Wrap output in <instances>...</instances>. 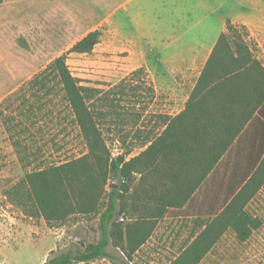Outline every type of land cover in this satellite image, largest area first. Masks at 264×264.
<instances>
[{"label":"rangeland","instance_id":"obj_1","mask_svg":"<svg viewBox=\"0 0 264 264\" xmlns=\"http://www.w3.org/2000/svg\"><path fill=\"white\" fill-rule=\"evenodd\" d=\"M23 1L26 5H34L36 17L40 19L32 21L43 29L41 32L36 29V34L29 42L27 31L16 33L10 53L13 60L18 61V66L14 63L13 69L19 70L20 81L14 85L26 82V88L27 80L31 76L67 51L80 35L93 29L101 31L100 41L93 51L88 54L70 53L66 59L70 71L82 84L106 91L120 82L127 85V78H134L131 79L133 84L143 86V82H146L144 86H148L145 73L141 79L133 77V72L138 68L143 67L148 71L155 88L148 112L136 122L132 116L124 124L118 125L112 119L107 121L105 118L100 121L112 157L120 153H128V156L138 154L146 136L157 132V114L175 112L181 104L176 91H187L190 83L179 81L183 75L179 69L174 70L171 63L180 58L182 47L196 39H202L209 44L215 37V32L220 29L221 19L251 14L250 11L255 7V0ZM12 10L13 14H17L18 9ZM32 13L33 11L27 10V14ZM50 14L51 45H46L43 42V25L49 22L47 15ZM66 15L77 18L78 32L69 34L64 42L65 38L59 33V27L64 22L62 16ZM109 22L110 27L115 30L114 42L108 34ZM189 24L195 26L193 33L180 37L179 31ZM199 30H205L203 35L198 34ZM47 31L49 32L48 28ZM3 66L0 57V80L8 72L7 67ZM194 77L190 79L193 80ZM172 78L180 82L175 84L177 87L172 83ZM5 81L3 89L13 84L11 78L6 76ZM54 83L55 81H51L48 84L52 88L48 94L45 93L46 88L36 95L19 89L17 93L0 100V264H42L51 251L54 254L75 251L87 243L97 242L101 235L99 214L75 213L63 221H47L41 215L31 214V205L24 200L20 201L15 193L27 173L50 165H59L87 151L78 128L71 121L60 87ZM121 104L125 107L118 108L126 112L142 108V105L128 104L127 101ZM119 186L120 182L110 177L106 190ZM130 199L131 191L124 193L122 214L117 213L120 208L117 205L115 217L123 226L129 223V217H138L137 213L129 210ZM103 209L104 207L100 211ZM33 212H36L35 207ZM259 215L264 222V210ZM220 245L219 243L218 246ZM218 246L215 249H220ZM228 248L240 249L242 254L235 259L213 262L264 264V225L256 229L254 236L245 243L228 245ZM106 249L113 256L121 255L112 244ZM111 261L115 264H128L122 263V259ZM145 264L151 263L145 260Z\"/></svg>","mask_w":264,"mask_h":264},{"label":"crops","instance_id":"obj_2","mask_svg":"<svg viewBox=\"0 0 264 264\" xmlns=\"http://www.w3.org/2000/svg\"><path fill=\"white\" fill-rule=\"evenodd\" d=\"M29 5L30 3L26 5L23 0H1L0 3V57L3 68L8 69L7 74L0 80V100L17 93L19 89L29 92V85L26 88L24 86L26 82L14 85L16 82L18 84L20 76L19 70L13 69L14 63L18 66V61H14L10 53L16 33L27 31L29 42L36 34V29L39 32L43 29L32 21L40 17H36L34 5ZM12 9H18L17 14H13ZM27 10L33 13L27 14ZM250 12L251 14L221 19L220 29L215 32L216 35L209 44L204 43L202 39H196L193 43L184 45L180 58L171 63V67L174 70L179 69L183 75L179 81L190 84L187 91L175 90L181 104L175 112L158 113L157 132L148 134L146 138L160 134L165 128L160 123L162 115L180 117L174 128L178 125L186 129L185 137L179 144L181 153H173L167 157L157 156L155 162L150 165L147 163L148 159L142 158L137 167L138 171L131 174L129 190L126 192L131 191L129 210L138 214V217L127 219L131 245L133 246L146 232L148 236L129 258L117 248L122 256L110 254L108 257L88 261L90 264H115L112 259H122V263L128 264H145V260L151 264H170L196 239L208 222L225 210L239 194L242 197L234 204V208H241V202L252 193L243 209L261 221L259 212L264 210V168L256 180L254 173L264 160V0H255V7ZM47 18L49 22L43 25V42L51 45V14L47 15ZM62 18L64 22L59 27V33L64 35L66 42L69 34L78 32V20L73 19L71 15ZM227 20L244 25L249 32L247 42L255 58V74L250 78V85L247 84L245 91H238L237 85H232L224 91L206 94L202 107L186 108L200 71L208 60L219 34L225 31ZM46 28L49 32H46ZM194 30L195 26L189 24L179 31L180 37L192 34ZM199 31L198 34L203 35L205 30ZM84 34L80 35L79 39ZM108 34L114 42L115 30L110 27V22ZM74 42L76 40L72 43ZM5 76L11 78L13 84L3 89ZM192 76H195L193 80L190 79ZM172 79V83L177 87L175 84L178 80ZM233 87L235 89H232ZM147 112L148 109L145 113ZM143 142L140 152L149 144L144 145ZM135 156H128L126 153L125 160ZM261 179L263 182L255 191V186ZM263 225L264 222L261 221L260 226ZM255 230H252L245 241L240 242L235 231L230 226L227 227L197 264H218L213 260L235 259L242 254V250L229 249L228 245L245 243L254 236ZM127 244V237H124L125 248ZM217 246L220 249H215ZM190 256L196 257V253ZM44 260L45 258L42 263Z\"/></svg>","mask_w":264,"mask_h":264},{"label":"trees","instance_id":"obj_3","mask_svg":"<svg viewBox=\"0 0 264 264\" xmlns=\"http://www.w3.org/2000/svg\"><path fill=\"white\" fill-rule=\"evenodd\" d=\"M248 36L249 32L244 25L226 21L225 31L219 34L208 60L201 69L186 108L202 107L206 94L224 91L232 85H237L238 91L247 90V84L250 85V78L255 74V58L247 42ZM100 37L99 29L88 31L28 81V91L31 95H36L44 88L47 89L45 93L48 94L52 89L48 84L55 81L69 109L71 121L78 128L87 151L59 165H50L27 173L15 193L20 201L24 200L31 205L29 206L31 214L41 215L47 221H63L75 213L99 214L101 232L97 242L87 243L81 249L57 254L51 251L42 264H76L108 257L110 254L106 247L109 244L121 249L129 258L148 236L146 232L132 246L129 226H123L115 217L117 205H120L117 213L124 212L123 196L129 190L131 174L133 171H138L137 167L142 158L148 159L147 163L150 165L155 162L157 156L167 157L173 153H181L179 144L185 137L186 129L178 125L174 128L180 117L171 118L162 115L160 123L165 128L160 134L146 138L143 143L149 144L143 151L127 161L126 153L112 157L100 121H104L105 118L107 121L112 119L113 123L118 125L124 124L132 116L136 122L153 101L155 88L143 67L135 70L133 77L141 79L142 74L145 73L148 86H144L146 82H143V86L140 83V85L133 84L131 79L134 78H127L129 81L127 85L120 82L106 91L82 84L81 80L70 71L66 62L67 55L91 53L100 41ZM123 101L142 105V108L134 109L132 112L121 111L119 108L125 107L121 104ZM262 168H264V160L254 173L255 180ZM110 177L118 180L120 186L107 191L106 186ZM263 179L255 186V191L260 187ZM251 195L252 193L241 202L239 206L241 208H234V204H237L242 197L241 194L237 195L233 202L208 222L196 239L170 264H197L229 226L235 231L236 238L240 242L245 241L252 230L261 225L257 217H252L243 209ZM34 207L36 212H33ZM102 207L104 209L100 211ZM124 237H127L126 248ZM192 253H196V257L192 258L190 256Z\"/></svg>","mask_w":264,"mask_h":264}]
</instances>
